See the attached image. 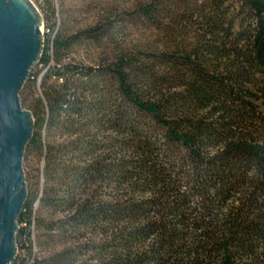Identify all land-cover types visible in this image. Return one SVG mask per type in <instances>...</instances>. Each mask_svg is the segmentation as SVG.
I'll return each mask as SVG.
<instances>
[{"label": "trees", "instance_id": "16d2710c", "mask_svg": "<svg viewBox=\"0 0 264 264\" xmlns=\"http://www.w3.org/2000/svg\"><path fill=\"white\" fill-rule=\"evenodd\" d=\"M47 3L13 264H264V0H142L145 52Z\"/></svg>", "mask_w": 264, "mask_h": 264}, {"label": "water", "instance_id": "95a60500", "mask_svg": "<svg viewBox=\"0 0 264 264\" xmlns=\"http://www.w3.org/2000/svg\"><path fill=\"white\" fill-rule=\"evenodd\" d=\"M42 26L33 0H0V264H12L18 255V219L29 197L22 161L35 118L20 92L42 57Z\"/></svg>", "mask_w": 264, "mask_h": 264}, {"label": "rangeland", "instance_id": "374dc122", "mask_svg": "<svg viewBox=\"0 0 264 264\" xmlns=\"http://www.w3.org/2000/svg\"><path fill=\"white\" fill-rule=\"evenodd\" d=\"M38 6L39 10L47 16V0H33ZM55 5L60 10V18L57 19V23L61 22L64 25L66 21L67 28L84 30L95 25L97 20L114 19L119 24L118 29V41L122 48L133 49L134 47L144 49L145 52V37L150 34L149 31L144 29V22H139V12L142 0H54ZM49 15V13H48ZM45 25V20H44ZM115 40V39H113ZM117 42H112V39L105 38L102 42H96L95 44L75 46L72 50L77 55L78 62L84 61L85 63L96 62L104 50L111 51L116 49ZM46 45V43H45ZM37 68L33 67L31 71L36 72ZM40 72V70H39ZM41 75L39 80L41 81ZM54 78L50 79L52 82ZM41 89L42 86H41ZM40 95V88L36 84H30L29 80L24 84L22 91L20 92V100L22 106L32 112L33 106H35V99ZM23 168L25 172V178L28 184V193H32L35 183L37 170L42 162H38V159L34 153H24ZM18 247L20 244L28 249L29 241L24 240L21 236L16 235ZM20 250V249H19ZM27 254V250H20ZM35 252L40 256H43L44 251L40 248H36Z\"/></svg>", "mask_w": 264, "mask_h": 264}, {"label": "built area", "instance_id": "2783aa9c", "mask_svg": "<svg viewBox=\"0 0 264 264\" xmlns=\"http://www.w3.org/2000/svg\"><path fill=\"white\" fill-rule=\"evenodd\" d=\"M43 27H44L43 33H44V41H45L46 26L44 25ZM45 43H46V41H45ZM19 253H20V250H19V247H18V253H17V254L19 255ZM18 255H17V256H18ZM15 259H16V258H15ZM14 261H15V260H14ZM14 261H13V262H14ZM12 264H13V263H12Z\"/></svg>", "mask_w": 264, "mask_h": 264}, {"label": "bare ground", "instance_id": "6f19581e", "mask_svg": "<svg viewBox=\"0 0 264 264\" xmlns=\"http://www.w3.org/2000/svg\"><path fill=\"white\" fill-rule=\"evenodd\" d=\"M41 30H42V32H43V30H44V27H43V26L41 27Z\"/></svg>", "mask_w": 264, "mask_h": 264}]
</instances>
